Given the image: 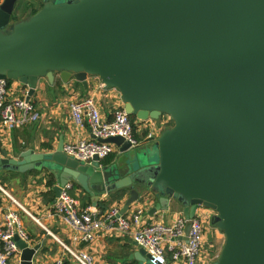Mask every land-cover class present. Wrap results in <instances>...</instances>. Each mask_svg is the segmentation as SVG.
<instances>
[{
  "label": "water",
  "instance_id": "1",
  "mask_svg": "<svg viewBox=\"0 0 264 264\" xmlns=\"http://www.w3.org/2000/svg\"><path fill=\"white\" fill-rule=\"evenodd\" d=\"M18 2H0V81L28 86L29 101L41 79L87 89L96 77L129 116L173 126L141 152L122 137L98 140L132 154L126 164L80 163L61 138L54 152L0 158V171L48 170L56 199L78 186L94 207L129 190L122 214L146 188L157 198L149 215L182 210L186 243L199 209L212 210L226 238L215 264H264V0H43L13 23ZM13 240L20 264H33L41 245ZM148 259L143 248L130 256Z\"/></svg>",
  "mask_w": 264,
  "mask_h": 264
},
{
  "label": "crops",
  "instance_id": "2",
  "mask_svg": "<svg viewBox=\"0 0 264 264\" xmlns=\"http://www.w3.org/2000/svg\"><path fill=\"white\" fill-rule=\"evenodd\" d=\"M43 5V0H19L12 16V22L17 23L28 19L32 14L41 10ZM9 88L12 94L20 97L27 96L29 90L28 86L20 82H11ZM88 96L94 97L103 120H112L117 109H124V101L120 92L115 88H107L96 77L88 78L87 89L74 79L65 84L59 75L55 77L54 84H50L46 79H41L36 93L31 98L39 111V120L12 131L0 128V158H16L20 152L29 149L38 154L54 152L58 148L61 138L65 144L91 139L92 135L88 126H77L72 121L70 113L72 102ZM169 118V116L164 117L158 121L137 120L135 136L140 140V146L135 151L141 152L151 147L155 139L164 130L170 128L169 123L172 119L169 120ZM114 154V160L106 166L116 162L126 164L125 160L129 155H132L120 153L119 148H116ZM101 163L104 166L103 161ZM50 175L53 178L51 186L48 185ZM57 184L58 178L48 170L41 172L33 170L24 174L13 170L0 171V186L16 201L15 203L12 198L0 192V228L4 216L9 210L19 212L23 227L29 236V244L31 246L41 245L33 264H53L59 258L74 264L63 245L90 255L93 257L94 264H128L132 262L130 256L139 249L135 246L132 235L104 234L92 243L75 240L76 234L63 217L52 213V206L56 200L53 187ZM50 191H53L55 195L53 201H50V195L47 196ZM67 191L79 200L82 207L93 206L92 198L80 187L67 188ZM129 192V190H124L119 195L102 194L99 196L97 209L100 210L99 205H102L105 207L104 211L113 206H119L122 210L129 197ZM140 192V200L134 203L125 214L129 215L136 208L143 206L146 209L143 216L144 222L148 224L162 222L170 225L182 213V210L176 207L166 212L159 211L151 216L149 211L157 204V198L146 188ZM197 213H200L206 222L203 250L206 247L210 250L204 257L202 254L200 255L198 264H215L224 246L220 247L224 234L213 224V213L206 210ZM10 264H20V257ZM168 264H176L170 256Z\"/></svg>",
  "mask_w": 264,
  "mask_h": 264
},
{
  "label": "built area",
  "instance_id": "3",
  "mask_svg": "<svg viewBox=\"0 0 264 264\" xmlns=\"http://www.w3.org/2000/svg\"><path fill=\"white\" fill-rule=\"evenodd\" d=\"M70 113L72 121L80 127L87 125L92 135L89 140H78L64 146V153L80 163L90 165L96 156L102 162L116 152L118 147L99 142L100 139L122 137L130 143L131 148L140 146V140L135 136L134 127L124 109H117L112 120H103L94 97L88 96L72 102ZM39 118V111L33 101H27L26 96L11 94L8 81H0V128L12 131L37 122ZM0 192L16 203L2 186ZM52 213L62 216L76 234L75 240L84 243H92L104 234L132 235L138 247L143 248L150 256V264H168L169 256L176 264H197L204 244L205 227L198 213L192 220L187 243L183 238L188 220L182 213L170 225L162 222L148 224L143 221L146 213L143 206L129 215L122 214L119 206L101 212L94 206L82 207L67 189L54 201ZM15 234L29 241L19 212L9 210L0 228V264H10L14 256L20 255V249L13 240ZM63 247L74 264H94L90 255L66 245ZM53 264L70 263L59 258Z\"/></svg>",
  "mask_w": 264,
  "mask_h": 264
},
{
  "label": "trees",
  "instance_id": "4",
  "mask_svg": "<svg viewBox=\"0 0 264 264\" xmlns=\"http://www.w3.org/2000/svg\"><path fill=\"white\" fill-rule=\"evenodd\" d=\"M32 15H34V14H32ZM11 83V81H8V85ZM129 118H130V121H131V123H132V125H133V127H134V131H135V123H136V121H137V118L135 117V116H129ZM171 124H173V121L171 120V122H170ZM169 123V124H170ZM173 125H170V127H172ZM114 158H115V154L113 153V154H111L109 157H107V158H105L104 160H103V165L104 166H106V165H108V164H110L113 160H114ZM50 178V181L48 182V185L49 186H51L52 184H53V178H52V176L50 175L49 176ZM51 196L50 197V201H53L54 200V192L53 191H50L49 192V194L47 195V196ZM99 207L101 208L100 210L101 211H104L105 210V207H103L102 205H99ZM128 264H137L135 261H132V262H130V263H128Z\"/></svg>",
  "mask_w": 264,
  "mask_h": 264
},
{
  "label": "rangeland",
  "instance_id": "5",
  "mask_svg": "<svg viewBox=\"0 0 264 264\" xmlns=\"http://www.w3.org/2000/svg\"><path fill=\"white\" fill-rule=\"evenodd\" d=\"M11 92V91H10ZM11 94H12V92H11ZM165 118L166 117H168V116H164ZM163 117V118H164ZM169 125H173V124H169ZM169 125H167V126H169ZM166 126V127H167ZM210 211L211 213H213L214 215H215V212L214 211H212V210H209V209H205V208H200L199 209V211L200 212H204V211ZM198 217H200L201 218V220H202V222H203V225H204V227H205V225H206V222L204 221V218L201 216V214L199 213L198 214ZM205 237V236H204ZM225 240H226V238H225V235H224V238L222 239V241H221V244H220V247L222 246V245H224V243H225ZM210 250L206 247L204 250H203V248H202V252H201V254H202V257H204V255L206 254V252H209ZM18 257H20V255H16V256H14L11 260H10V262H13L14 260L16 261V260H18ZM198 264V263H197Z\"/></svg>",
  "mask_w": 264,
  "mask_h": 264
}]
</instances>
